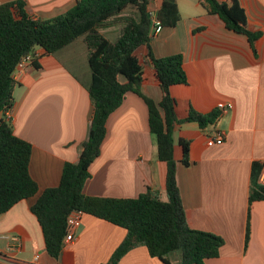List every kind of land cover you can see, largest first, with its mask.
I'll return each instance as SVG.
<instances>
[{"label":"crops","instance_id":"obj_1","mask_svg":"<svg viewBox=\"0 0 264 264\" xmlns=\"http://www.w3.org/2000/svg\"><path fill=\"white\" fill-rule=\"evenodd\" d=\"M12 1L0 0V5ZM162 1L150 0L153 17ZM176 1L181 19L175 27L153 34L150 45L157 57L184 56L188 81L170 89L178 116L187 117L191 109L207 114L219 110L220 102L233 103L215 124L202 128L191 121L175 127L176 176L187 223L225 240L220 255L206 264H264V200L249 203L253 163H264V35L256 55L247 37L229 30L201 0ZM75 2L26 0L30 15L40 19L63 14ZM240 2L250 29L264 30V0ZM102 32L111 40L121 33L110 38ZM147 51L146 46L138 51L146 76L143 92L160 101L162 92ZM36 55L39 68L30 61L14 73L18 84L10 114L16 134L33 146L30 173L40 191L0 214V264H103L126 238L125 228L85 213L75 240L66 243L56 258L46 250L42 227L31 209L42 191L59 184L64 165L79 161L89 137L93 114L89 47L78 38L55 54L38 48ZM218 132L225 139L210 145L208 139ZM182 139L190 141L188 165L181 161ZM90 173L84 185L89 196L132 198L151 189L167 198V165L158 157L148 105L141 96L127 93L109 116L101 153ZM249 208L251 232L246 243ZM121 264L164 263L139 245L124 255Z\"/></svg>","mask_w":264,"mask_h":264},{"label":"trees","instance_id":"obj_2","mask_svg":"<svg viewBox=\"0 0 264 264\" xmlns=\"http://www.w3.org/2000/svg\"><path fill=\"white\" fill-rule=\"evenodd\" d=\"M67 12L52 19L33 18L26 0H14L0 5V214L10 210L21 200L36 196L40 189L30 173L33 146L19 137L8 113L15 103L14 90L18 84L14 73L19 63L31 56L35 67H40L36 51L42 48L55 54L78 38L89 47L88 62L92 79L88 91L93 103L89 137L83 142L78 162L64 165L57 186L42 191L31 209L44 234L48 253L58 258L65 246L67 219L73 210L121 226L127 236L103 264H121L130 250L145 245L151 256L164 264H206L220 255L225 244L222 236L192 228L177 182L174 131L182 122H197L200 127L215 124L219 110L203 114L191 109L180 118L171 87L185 84L188 77L182 53L157 57L150 45L153 15L150 0H75ZM204 8L218 15L229 30L244 34L257 55L258 43L264 30H251L240 0H201ZM128 12V13H126ZM157 17L162 27H175L181 19L176 0H163ZM120 24L121 33L111 40L102 30ZM142 46L148 48L155 77L162 97L155 101L143 92L146 82L144 64L138 55ZM141 96L149 109V126L158 146V157L166 162V193L163 199L149 189L137 197H95L84 193L90 178V166L101 153L107 134L109 116L122 104L127 93ZM182 162L190 163V141L182 139ZM264 163L254 162L249 195L250 206L264 200V184L260 180ZM250 211L247 221L246 243L251 232Z\"/></svg>","mask_w":264,"mask_h":264},{"label":"built area","instance_id":"obj_3","mask_svg":"<svg viewBox=\"0 0 264 264\" xmlns=\"http://www.w3.org/2000/svg\"><path fill=\"white\" fill-rule=\"evenodd\" d=\"M163 29L162 27V23L160 21V19H158L157 17V13L156 15L153 17V29L151 30V36L153 34H157L159 33L161 30ZM30 61H32L31 56H26L18 65L16 71L18 69L23 68L27 63H29ZM218 109L220 110V113L223 114L225 112H228L229 110L233 109V103L232 102H220L218 104ZM8 116L11 117L12 119V115L10 114V112L8 113ZM225 139L224 137V133L222 132H218L215 136L210 137L208 139V143L210 145H213L215 143H220ZM262 184H264V168L262 170L261 176H260V180H259ZM83 212L80 210H73L67 219V223H68V231L65 237V244L66 243H71L72 241L75 240L76 238V231L79 228V226L81 225V219L83 216ZM39 256H37L36 258H38Z\"/></svg>","mask_w":264,"mask_h":264},{"label":"rangeland","instance_id":"obj_4","mask_svg":"<svg viewBox=\"0 0 264 264\" xmlns=\"http://www.w3.org/2000/svg\"><path fill=\"white\" fill-rule=\"evenodd\" d=\"M128 13V12H126ZM106 31V34H108L111 37H115L117 32H121V25L120 24H114V25H109L104 28ZM142 51V50H141ZM140 51V52H141ZM172 259L175 261L176 264H179V255L174 254Z\"/></svg>","mask_w":264,"mask_h":264}]
</instances>
